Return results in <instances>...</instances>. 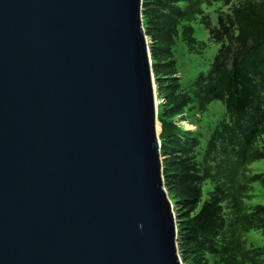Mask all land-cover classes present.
I'll use <instances>...</instances> for the list:
<instances>
[{"label": "water", "instance_id": "water-1", "mask_svg": "<svg viewBox=\"0 0 264 264\" xmlns=\"http://www.w3.org/2000/svg\"><path fill=\"white\" fill-rule=\"evenodd\" d=\"M144 0H0V264H183Z\"/></svg>", "mask_w": 264, "mask_h": 264}, {"label": "trees", "instance_id": "trees-1", "mask_svg": "<svg viewBox=\"0 0 264 264\" xmlns=\"http://www.w3.org/2000/svg\"><path fill=\"white\" fill-rule=\"evenodd\" d=\"M222 3L216 24L204 6ZM143 22L151 42L162 133L165 188L174 205L183 264H254L263 249L248 247L246 235L264 236V206L251 207L264 173V0H144ZM200 22L218 46L210 70L190 91L175 78V48L181 38L196 44ZM224 104L228 120L211 135L201 159L200 141L175 119L191 107ZM212 185L202 202L203 186Z\"/></svg>", "mask_w": 264, "mask_h": 264}, {"label": "rangeland", "instance_id": "rangeland-1", "mask_svg": "<svg viewBox=\"0 0 264 264\" xmlns=\"http://www.w3.org/2000/svg\"><path fill=\"white\" fill-rule=\"evenodd\" d=\"M203 8L205 14L210 16L213 25L216 24L219 11L225 9L220 2L214 3L212 6H204ZM193 28L196 44L187 45L179 38L177 39L175 48L177 73L174 76L187 91L191 90L195 80L200 74H206L210 70L218 50V46L210 41L209 32L204 25L197 22L193 24ZM158 103L161 104L162 101H158ZM224 120H228L224 104L220 101H214L203 111H199L196 107L187 109L184 114H181L175 119V123L185 132H190L192 135L198 137L200 145L197 149V153L200 155L197 159L200 160L202 154H204L206 150L211 135ZM161 133L162 129L160 125L159 139ZM252 169L254 170L252 172L264 173V161L254 164ZM211 190L212 185L209 182L203 186L202 202L207 199L208 193ZM250 203L252 204L249 205L251 207L257 205L264 206V180L260 182L259 185H256ZM245 241L248 247L263 249L262 251L264 252V236L261 233L251 231L246 235ZM254 264H264V261L262 262L259 260V262H254Z\"/></svg>", "mask_w": 264, "mask_h": 264}, {"label": "bare ground", "instance_id": "bare-ground-1", "mask_svg": "<svg viewBox=\"0 0 264 264\" xmlns=\"http://www.w3.org/2000/svg\"><path fill=\"white\" fill-rule=\"evenodd\" d=\"M157 88V87H156ZM157 93V92H156Z\"/></svg>", "mask_w": 264, "mask_h": 264}]
</instances>
